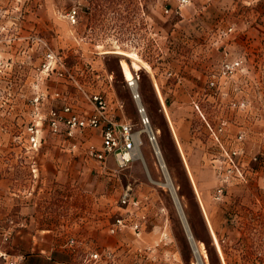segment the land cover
Returning a JSON list of instances; mask_svg holds the SVG:
<instances>
[{
  "label": "rangeland",
  "instance_id": "obj_1",
  "mask_svg": "<svg viewBox=\"0 0 264 264\" xmlns=\"http://www.w3.org/2000/svg\"><path fill=\"white\" fill-rule=\"evenodd\" d=\"M190 1L180 6V0H0L1 41L5 36L13 42L11 58L4 56L8 73L0 76V169L12 164L9 172L21 177L22 202L39 195L29 199L33 209L22 216L26 222L12 225L27 228L32 217L35 227L53 229L52 241H41L51 243L49 253L29 248V237L2 234L1 250L14 255L16 264H198L148 127L202 263L264 264V0ZM72 10L75 21L68 16ZM49 49L56 62L46 73L42 62ZM121 52L136 53L139 67ZM230 59L241 66L226 76L223 64ZM122 60L131 68L136 92L123 75ZM35 85L67 95L63 105L85 117L98 114L92 97L101 95L106 108L100 125L64 124L63 133L60 126L50 129L31 146L27 127L35 112ZM175 118L200 144L202 172H213L204 179L205 194L194 178L201 199L177 144ZM107 125L120 146L126 125L140 153L124 167L114 153L104 160L92 153L103 148ZM60 134L59 142L49 140ZM62 149L70 169L42 182L46 152ZM5 151L22 157L16 163ZM77 162L84 174L75 169ZM115 169L118 176H110ZM126 190L130 200L123 203ZM6 217L8 223L14 218Z\"/></svg>",
  "mask_w": 264,
  "mask_h": 264
},
{
  "label": "crops",
  "instance_id": "obj_2",
  "mask_svg": "<svg viewBox=\"0 0 264 264\" xmlns=\"http://www.w3.org/2000/svg\"><path fill=\"white\" fill-rule=\"evenodd\" d=\"M188 4H189L188 7L190 9H192V7L194 6V1H190ZM0 25H1V23H0ZM225 33H227V32H225ZM12 43H13L12 41L10 42V40H8V38H6L4 36L2 41H1V44H0V48L2 50V53L5 57H7V59L11 58V56L8 55V51L12 48V46H13ZM226 51H228L227 48L224 49V56L229 57L228 52H226ZM233 59H230V60H233ZM41 89H42V87H41ZM43 89L46 90L45 93H46L47 97L40 103V106L38 109V115L40 117H42L41 121L39 122V131H40L39 132V140H42V139L44 140L46 134L48 133V130L50 131V128H49L47 121H46V115H47L48 111L50 109H53V108H55V109L57 108V110L62 109V108L55 107L56 106L55 102L56 103L57 102H63L61 107L64 106L63 104H65L64 103L65 101L68 102L67 95L63 96L60 94L59 91L47 92V88L45 86ZM55 99H58V100H55ZM8 102H11V100H8ZM3 103H5V102H3ZM32 110H33V107H32ZM35 116H36V111L35 112L32 111L30 123L32 122V120L34 119ZM174 116L175 117L177 116L176 113H174ZM175 123L176 124H175L174 131H175V135H176L177 144L179 146L181 155L186 162V165H187V168L190 172L194 186L198 192V188H197V185L195 183L197 181L200 189H202V191H203V194H205L206 193L205 189L208 186L207 185L208 183L206 181H204V179H205V177H212L213 172L211 170H208V169H207V172H202L205 170H201L202 169L201 168V160L204 158V156H203V153H201L202 151L200 148V144L198 146H196V141L191 139L187 135L183 125L181 124V120H176V118H175ZM173 127H174V125H173ZM65 128H66L65 125L61 123L60 124V131L62 130V133L64 132ZM62 136L65 137L64 135H62ZM60 138H61V134H60L59 138H57L55 136H50L49 140L54 143L56 140L59 142ZM19 153L20 152L14 151V155H11L10 151L3 152L4 155L9 154V156H11L13 158L15 157L14 159H15L16 163H17L16 158L22 157V153H20L21 154L20 156H19ZM46 153H47L46 156H47V161H48V163L46 164L47 167L41 166L40 167L41 169H39L40 180L42 182L45 181L43 179H45L49 175L52 177H55L56 175L61 177V175L63 173L65 174L66 168L70 169V167L68 165V163H69L68 158L70 156H69V153H67L65 150H63V149L58 150V151L48 150V152H46ZM4 158H8V157H4ZM110 159H111V157H110ZM112 161H113V159L110 160V162H112ZM26 162H29V161H26ZM74 164H75L74 167L76 170H80L79 172L83 171V167H82L81 162H77ZM11 165L12 164L8 165L5 162L4 165H1V169H0L1 170L0 171V232H1L0 237L2 236V234L4 236H7V237H15V238H19V239L24 238V237H29L32 239L31 246H29V248H32V250H33V248H35V245H36L38 252H48L49 253V251H52L53 246L51 245L50 242H47L48 243L47 246H43V245H41V241L43 238H45L47 240H49V239L51 240L50 234L53 233L52 227H50V228L49 227H40V228L35 227L33 224V222H35V221L32 217L30 219L29 224H27V228L25 226L20 227L19 225H12L13 221H17L21 225H22V223L20 221L26 222V220L23 219L22 216H24L29 209H31V208L33 209L32 202H30L29 199H31L32 197L39 198L38 197L39 195L35 196V194L32 195L31 193L28 192L29 195L31 194L30 195L31 197H28L27 202L24 203V202H22V200H20V198L22 199L21 194H20V193H22L21 189H23L21 187L22 186V179H21V177H17V176L13 177V173L9 172L10 170H13L12 169L13 167ZM15 167H16V165H15ZM21 168H26V167L23 166ZM20 169H18V167H16V170L20 171ZM84 169H85V167H84ZM99 169H101V168H99ZM32 170H35V169L32 168ZM140 170H141L140 166L138 164L135 165L134 171L138 172ZM115 171H113V172L107 171V172L110 174V176L117 177L118 171L116 169H115ZM83 174H84V171H83ZM194 178L196 179V181L194 180ZM114 179H116V178H114ZM57 180H59V179H57ZM17 181L20 182L19 185L12 184L13 182H17ZM24 181H26V180H24ZM39 189L41 190L42 188H39ZM40 190H38L37 194H40L39 193ZM22 194H24V193H22ZM198 196L200 197L199 192H198ZM200 199H201V197H200ZM201 202H202V200H201ZM202 205H203L204 210H205V206H204L203 202H202ZM205 212H206V210H205ZM8 213L13 214V216H14L13 219H11V217H10L9 223H8V219H7L8 217H6V215ZM28 213H29V211H28ZM210 223H211V221H210ZM211 225H212V223H211ZM13 226H16V227H13ZM0 248H1V240H0ZM26 248H28V247H26ZM58 252H59V250H58ZM10 257L14 258L15 256L12 255ZM39 260L40 259L38 257H35V261H39Z\"/></svg>",
  "mask_w": 264,
  "mask_h": 264
},
{
  "label": "built area",
  "instance_id": "obj_3",
  "mask_svg": "<svg viewBox=\"0 0 264 264\" xmlns=\"http://www.w3.org/2000/svg\"><path fill=\"white\" fill-rule=\"evenodd\" d=\"M190 0H180V6L188 3ZM71 21L76 20V11L72 10L68 13ZM3 27L0 25V44H1V30ZM56 62V56L52 50H47L44 55V60L42 62L43 70L48 73L53 69L54 63ZM9 62L5 59L2 50L0 48V76H4L8 73ZM241 61L239 59L232 60L229 62H225L223 64L222 73L226 76H231L233 73L240 68ZM61 74V73H60ZM130 84V82H129ZM211 85H214V81L210 82ZM131 85V84H130ZM35 93L32 96L31 103L36 111V116L32 120V122L27 127L28 133V141L31 146L36 147L39 143V122L42 117L38 115V109L40 103L47 97L44 91L38 89V85H35ZM134 97L137 98L138 94L134 93ZM92 100L96 104V108L98 109V114L95 113L89 117L80 116L72 111L70 105H65L61 110H57L55 108L50 109L46 115V121L50 129L54 132L59 130L60 124H65L69 128H84L86 126L97 127L100 125L101 117H103V111L106 108V100L101 95L95 94L92 97ZM139 111L142 114L143 123L147 124L148 119L144 115V108L139 106ZM124 134V143L122 146L119 145V137L117 135L116 130L111 125H107L103 128L102 131V143L103 148L100 151H92L93 154L99 160L106 159L107 155L110 153H114L115 158L118 164L121 167L127 165V163L133 159L132 151L135 148V143L130 135V130L125 125L123 126ZM152 141H155V136L153 132L149 134ZM130 200V191L126 190L122 195V202H127ZM121 222V220H118ZM1 235V232H0ZM7 237V236H6ZM97 253L94 254V257H97ZM4 259L7 264H16L17 259L11 258L10 255L0 248V261Z\"/></svg>",
  "mask_w": 264,
  "mask_h": 264
},
{
  "label": "water",
  "instance_id": "obj_4",
  "mask_svg": "<svg viewBox=\"0 0 264 264\" xmlns=\"http://www.w3.org/2000/svg\"><path fill=\"white\" fill-rule=\"evenodd\" d=\"M139 106H140V104H139ZM148 131H149V134L152 133V130H151L150 127H148ZM155 149H156V151L159 152V148H158L156 142H155ZM160 159H161V162H162V165H163V168H164V173H165V176H166V181H167V183H169L168 184V187H169V189H170V191L172 193L173 199L175 201L176 207L178 209L179 215H180L181 220H182V223L184 225V228H185V231H186V234H187L189 243L191 245V248L193 250V253L195 254V257H196V260H197L198 264H203L202 263V259H201L200 255H199V250H198L197 244H196V242H195V240L193 238V235H192V233L190 231V228H189L188 223H187V220L185 218L183 209H182L181 204H180V201L178 199L177 193H176L175 188H174V186H173V184L171 182V179L169 177V174L167 172V169L165 167V164L163 163V158L161 156H160Z\"/></svg>",
  "mask_w": 264,
  "mask_h": 264
},
{
  "label": "bare ground",
  "instance_id": "obj_5",
  "mask_svg": "<svg viewBox=\"0 0 264 264\" xmlns=\"http://www.w3.org/2000/svg\"><path fill=\"white\" fill-rule=\"evenodd\" d=\"M121 53H123V52H121ZM123 54H125L127 57H130V58H132L134 61H133V66L135 67V68H138L139 66H138V64L136 63V61H139L138 59V56L136 55V53H131V52H125V53H123ZM136 60V61H135ZM121 67H122V72H123V75H124V77H125V79L128 81V82H130V84H131V86H132V90H136V84H135V81H134V77H133V74H132V71H131V68H130V66H129V64L125 61V60H122L121 61ZM136 92V91H135ZM137 102H139V99H137ZM139 104V103H138ZM141 106V105H140ZM147 128V127H146ZM155 142L156 141H153V144H154V147H155ZM156 150V149H155ZM156 152V155H157V158H158V160H159V164H160V166H161V168L164 170V168H163V165H162V162H161V159H160V156L162 157V155H161V152H160V148H159V152L158 151H155ZM132 157H133V159L135 158V157H139L140 156V153H139V151H138V149L135 147L134 149H133V151H132ZM163 163H164V160H163ZM165 164V163H164ZM168 184L169 183H167V181H166V183H165V185H167L168 186ZM199 255H200V253H199Z\"/></svg>",
  "mask_w": 264,
  "mask_h": 264
}]
</instances>
